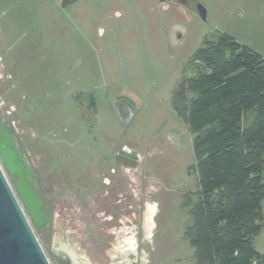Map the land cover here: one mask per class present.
<instances>
[{
  "label": "rangeland",
  "instance_id": "obj_1",
  "mask_svg": "<svg viewBox=\"0 0 264 264\" xmlns=\"http://www.w3.org/2000/svg\"><path fill=\"white\" fill-rule=\"evenodd\" d=\"M190 2L183 7L172 0H0V55L9 75L0 80L5 108L16 107L11 119L43 181L57 183L55 239L68 242L90 264H116L117 236L130 229L122 218L121 231L110 238L109 257L101 261L104 244L100 250L97 243L105 236L99 228L109 226L103 219L115 210L94 203L96 190L80 197L82 175L65 173L124 144L137 160L130 170L134 202L118 208L129 217L140 199L157 207L145 258L150 264H196V248L185 235L193 224L186 201L197 200L194 134L174 108V90L183 78L198 76L196 51L220 34L264 57V0ZM89 94L98 121L91 130L80 121L76 101L89 104ZM117 100L133 107L130 121L121 119ZM171 134L182 144H173ZM97 167L87 170L91 180L97 179ZM30 223L49 256L41 231ZM254 244L264 251V228Z\"/></svg>",
  "mask_w": 264,
  "mask_h": 264
},
{
  "label": "trees",
  "instance_id": "obj_2",
  "mask_svg": "<svg viewBox=\"0 0 264 264\" xmlns=\"http://www.w3.org/2000/svg\"><path fill=\"white\" fill-rule=\"evenodd\" d=\"M195 59L198 76L183 78L173 96L194 134L197 200L186 201L185 235L196 264H264L254 244L264 228V57L223 33Z\"/></svg>",
  "mask_w": 264,
  "mask_h": 264
},
{
  "label": "flooded vegetation",
  "instance_id": "obj_3",
  "mask_svg": "<svg viewBox=\"0 0 264 264\" xmlns=\"http://www.w3.org/2000/svg\"><path fill=\"white\" fill-rule=\"evenodd\" d=\"M168 0H166L167 2ZM174 3L179 4L183 7H188L190 5V0H172ZM160 2V1H159ZM161 3V2H160ZM162 4V3H161ZM4 58L0 55V62L2 65L0 70V80H4V78H8L9 75H5V64ZM4 72V73H3ZM1 92V87H0ZM91 98H93L89 104L85 103L84 100L81 101L77 98V106L79 109L80 114V121L87 127L89 130L96 124V100L92 94H89ZM16 111V107L12 106L10 109L5 108V102L2 99V95L0 93V123L6 128L12 126L14 129V133L16 135V141L18 147L22 149L24 153L25 159L30 164L32 170L35 173L36 178V193L40 196L44 201V212L46 216L51 214L50 221H44L41 226H36L42 234L44 241L46 242V246L49 248H53L55 246L56 241L60 240L59 238L55 239V233L57 229H59V224L55 220V204L56 200L53 197V190L57 183H54V180L46 179V182L43 181L41 178L40 173L38 172V165L35 159L32 157L31 153L27 150L25 145L23 144L20 129L15 119H11V114ZM66 139V138H65ZM67 142V140H66ZM123 149L117 151L110 152L108 155L101 156H94L92 161L89 163L88 167H78L74 169L73 172L67 170L65 173L68 176H75L77 174H81V189L78 192L80 197L85 196L89 191L96 190V192L92 195L94 203L96 205L103 204L106 207L114 208L115 211H111L109 216H105L103 221H107L109 226L104 227L103 229L100 227L99 230L104 234V238H99L98 240V247L102 250L103 254L99 253L98 255L102 257L101 261H105L107 255V247H111L112 245V238L113 236L116 237L118 231L122 229V218L125 219V223L128 222V227L130 230H125V232H119L120 236L123 235L124 242L121 243V246L117 248L118 256L116 264H150V260L145 258L146 247L148 246V239H150L154 235L155 226H152L151 216L155 217V210L157 207L150 203H146V200L140 199L139 202L136 204V213L135 215H130L129 217L126 214H123L122 209L118 207H133V198H132V184H131V176L130 170L132 167L136 166L137 160L133 158L131 155L132 150L128 148L127 145L122 146ZM98 154V153H97ZM103 159L102 166H99V159ZM18 161H23V158L19 155ZM94 165L98 166L96 169L97 179L94 180L90 178L89 173L87 170L92 169ZM119 165V168H117ZM26 167V166H25ZM58 168V167H56ZM54 168V169H56ZM64 170V168H62ZM93 171V170H91ZM12 181L17 178L16 175L10 177ZM67 178V177H66ZM73 181L72 178L69 179ZM79 180V181H80ZM87 184V186H85ZM86 190V191H85ZM84 199V198H83ZM136 200V199H135ZM137 201V200H136ZM157 205V204H156ZM144 207V208H143ZM48 208V210H47ZM144 209V210H143ZM106 212H103V215ZM153 214V215H152ZM153 217V219H155ZM102 220V218H101ZM127 224L123 227L124 229L127 228ZM132 232L135 234L133 237ZM106 235H109L107 238ZM66 236V235H64ZM103 240V241H102ZM130 240V241H128ZM103 243V244H102Z\"/></svg>",
  "mask_w": 264,
  "mask_h": 264
},
{
  "label": "water",
  "instance_id": "obj_4",
  "mask_svg": "<svg viewBox=\"0 0 264 264\" xmlns=\"http://www.w3.org/2000/svg\"><path fill=\"white\" fill-rule=\"evenodd\" d=\"M165 3L166 0H159ZM200 16L206 19L207 11L198 4ZM178 38L183 37L181 32ZM122 120L128 122L134 117L133 107L125 100L114 103ZM1 122V121H0ZM170 140L181 145L178 136L171 134ZM19 155L23 161H18ZM0 264H90L68 242L61 239L46 254L40 244L30 220L35 226H41L46 216L44 201L36 193L35 173L18 147L12 126L4 127L0 123ZM26 166V167H25ZM4 170L14 179L13 186ZM48 210V208H47Z\"/></svg>",
  "mask_w": 264,
  "mask_h": 264
},
{
  "label": "crops",
  "instance_id": "obj_5",
  "mask_svg": "<svg viewBox=\"0 0 264 264\" xmlns=\"http://www.w3.org/2000/svg\"><path fill=\"white\" fill-rule=\"evenodd\" d=\"M263 209H264V205H263ZM152 217V216H151ZM151 220H152V226L154 227L155 225H156V223H155V219H153V218H151ZM124 237H123V235L122 236H120V235H118L117 236V241H118V243H117V245H116V249L117 248H119L120 246H121V243L122 242H124V239H123ZM128 241H130V240H128ZM256 246V245H255ZM256 248H257V246H256ZM258 249V248H257ZM260 252H262V253H264V251H261V249H258ZM118 252V251H117Z\"/></svg>",
  "mask_w": 264,
  "mask_h": 264
}]
</instances>
